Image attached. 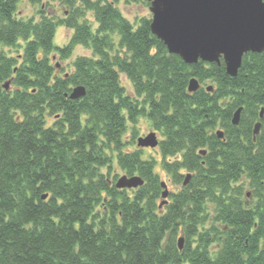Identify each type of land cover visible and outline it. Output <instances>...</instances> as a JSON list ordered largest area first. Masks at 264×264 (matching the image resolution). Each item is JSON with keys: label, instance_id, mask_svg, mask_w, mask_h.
<instances>
[{"label": "trees", "instance_id": "16d2710c", "mask_svg": "<svg viewBox=\"0 0 264 264\" xmlns=\"http://www.w3.org/2000/svg\"><path fill=\"white\" fill-rule=\"evenodd\" d=\"M19 2L0 0V46L22 47L15 56L0 49V264H264V51L245 54L231 77L222 62L169 54L150 18L134 29L114 2L65 0L64 18L39 10L37 21L16 17ZM79 7L93 12L95 31L79 22ZM60 25L72 30L63 46L54 44ZM76 45L98 58L58 70L53 55L68 59ZM191 77L212 91L188 93ZM77 85L85 94L70 98ZM140 116L162 137L161 169L181 184L161 208L155 162L124 149L126 124ZM114 158L144 184L117 189Z\"/></svg>", "mask_w": 264, "mask_h": 264}, {"label": "water", "instance_id": "95a60500", "mask_svg": "<svg viewBox=\"0 0 264 264\" xmlns=\"http://www.w3.org/2000/svg\"><path fill=\"white\" fill-rule=\"evenodd\" d=\"M148 1L152 14L151 33L166 46L168 53L178 55L186 64L196 63L199 59L219 64L222 57L226 73L236 76L245 53L264 51V0ZM198 88V81L191 78L188 91ZM84 93V87L77 86L69 97L79 98ZM240 111L241 108H238L233 114L232 124H238ZM262 113L263 110L260 111V117ZM259 128L260 123H255L253 139ZM217 136L222 138L223 132L217 131ZM156 144L154 133L137 139L140 147H154ZM188 178L189 176L184 184ZM142 184L143 180L139 176L122 175L117 179L115 187L130 189ZM166 195L165 190L162 197L165 198ZM41 198L45 199L46 194ZM177 244L181 249L183 237L178 238Z\"/></svg>", "mask_w": 264, "mask_h": 264}, {"label": "rangeland", "instance_id": "374dc122", "mask_svg": "<svg viewBox=\"0 0 264 264\" xmlns=\"http://www.w3.org/2000/svg\"><path fill=\"white\" fill-rule=\"evenodd\" d=\"M114 2L115 7L119 10L120 14L125 17L134 27L139 24V20L142 17H151V13L149 11V3L146 0H102V2ZM80 6V3L78 1H74V7ZM80 8V7H79ZM39 10H43V13L48 15L49 17L54 18H64L66 15L69 14L70 9L66 5L65 0H46L42 3L41 8H39V5H33L29 2V0H20L19 4L17 5L16 13L17 16L20 18L28 19L33 18L35 21L39 20V14L37 13ZM80 11L82 12L81 18H79V22H85L87 23L90 28L95 31V29L98 26V23L95 21V17L93 15V12L90 10H84L80 8ZM72 33V30L60 25L56 28L55 35H54V42L58 44L59 46H63L65 43H67L70 35ZM114 39V50L117 48L118 44V36H113ZM22 42L19 41L18 44H21ZM0 49L4 51L5 53L9 55L15 56L17 53L22 52V47L20 48H8L5 46H0ZM78 56H86L91 57L93 59L98 58L95 56L90 48L83 47L81 45H77L74 47V50L72 51V54L68 59L61 60L58 55H54L52 57V63H56V68L58 70H61L64 73H71L72 70V61L78 57ZM120 79L123 87L127 92L132 94V85L131 83L125 79L123 74H120ZM202 86H208L213 84L212 82L205 81L201 83ZM47 122H50V118L47 117ZM152 131V128L150 127L149 120L147 117L140 116L137 117L135 123H127L126 124V131L123 136V142L124 149H135L136 146V140L140 136L147 135L149 132ZM157 139L161 140L160 133L157 134ZM143 160H151L155 162L154 166V173L159 176V180L165 181L166 188L168 190V197L167 200L170 201V194L176 193L179 191V188L181 187L180 184H174L171 179L169 178V175L163 172L161 169V157L158 148L155 149H142V157ZM164 161H167L164 159ZM105 169H101V172H104ZM127 175L125 171L121 170L115 161V158L111 162V173L110 177L115 176L114 184L116 180L121 177L122 175ZM184 177V174H183ZM161 186V183H160ZM162 190V186H161ZM160 197L156 200L157 205L160 202ZM244 200L248 201L251 200V193L249 191V188L247 185H245L244 188ZM208 210L210 211V205H208ZM212 255L213 253V247L210 248Z\"/></svg>", "mask_w": 264, "mask_h": 264}]
</instances>
